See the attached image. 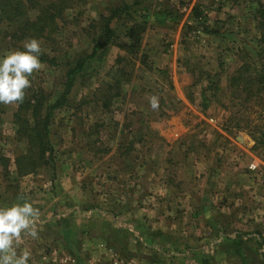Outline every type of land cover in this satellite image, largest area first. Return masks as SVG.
<instances>
[{
	"label": "rangeland",
	"instance_id": "rangeland-1",
	"mask_svg": "<svg viewBox=\"0 0 264 264\" xmlns=\"http://www.w3.org/2000/svg\"><path fill=\"white\" fill-rule=\"evenodd\" d=\"M136 1H140L139 6L134 5ZM261 5L264 7V0H91L78 9L81 11H74L58 35L59 66L42 64L28 77L34 87L44 89L50 100L62 96L66 72L74 60L91 54L100 17L109 16L115 9H128L113 22L116 43L87 65L67 98L69 106L54 115L55 167L21 180L6 179L0 169V208L32 204L39 212L34 225L37 233L64 219L74 224L85 216L89 220L102 219L115 228L118 237H124L115 244L121 251L118 256L139 264H204L207 260L209 264H237V247L251 249L253 245L252 239L244 235L264 232V213L259 215L255 207L233 210L235 206L231 205L230 218L240 211L248 218L241 223L218 222L212 237L225 235L230 241V236L240 235L241 241L220 242L217 248L213 242L199 239L209 233L204 225L205 194L198 200L191 196L193 189L207 191L214 183L207 178L199 187L194 186L195 180L202 181L195 179L196 172L222 168L244 171L241 183L251 191L260 193L264 189V151L255 149L248 133L235 127L238 123L245 126L246 121L237 114L246 113L231 101L227 89L228 78L255 52L260 38L257 11ZM134 21L146 22V31L139 53L122 63L124 69L117 60L125 54L117 44L129 41L127 30ZM12 52L0 45V57ZM126 79L130 81L124 82ZM107 84L114 97L105 109L103 98L108 91L100 94L98 89ZM116 85L122 94L117 95ZM152 97L158 99L157 109L150 106ZM1 108L0 152L11 160L9 169L14 173L16 154L25 150V144L15 141V105L1 104ZM248 113L252 119L257 117L253 110ZM116 124L119 126L115 128ZM93 125L99 126V136L93 137L99 138L98 149L93 146L82 150L88 141L85 134ZM125 126L129 127L124 133ZM120 146H128L130 151ZM68 166L74 173L83 170L89 179L87 185L94 180L100 210L67 213L68 200L61 194L60 179ZM143 167L145 175L139 174ZM126 177L131 179L125 181ZM130 180V189L124 190L123 185L124 189L118 187L121 193H112L113 183L122 185ZM180 180L187 181L185 186L179 184ZM141 185L142 190H138ZM113 202L119 207H113ZM255 216L258 224L253 220ZM215 217L219 221L223 218L219 211ZM120 231L132 233L135 240ZM26 236L31 235L21 233L22 240ZM205 244L209 245L208 251ZM48 245L44 248L51 250L52 262L57 251ZM206 254L208 258L212 254L213 259L206 258ZM252 260L246 258L245 262Z\"/></svg>",
	"mask_w": 264,
	"mask_h": 264
},
{
	"label": "trees",
	"instance_id": "trees-1",
	"mask_svg": "<svg viewBox=\"0 0 264 264\" xmlns=\"http://www.w3.org/2000/svg\"><path fill=\"white\" fill-rule=\"evenodd\" d=\"M90 2L91 0H0V45L2 47L4 44L5 49H11L14 52L24 51L23 42L30 38H36L40 41L41 46L39 57L41 64L59 66L60 62L56 55L61 52V41L58 35L62 32V28L71 21V14L87 6ZM134 5L139 6L140 1L134 2ZM124 8L113 10L109 16L100 17L98 25L100 27L96 32L97 38L93 40L92 52L74 60L72 66L69 67L62 85L63 94L61 97L50 100L44 89L34 87V82L31 77L29 78L31 86L24 90L23 102L13 103L16 107L13 114L15 141L24 143L25 150L16 154L14 173H11L9 169L11 160L0 152V169L5 172L6 179L21 180L30 175H36L44 168L55 167V146L52 139L54 115L58 110L69 106L67 98L74 88L77 77L87 68V65L103 50L116 43V32L112 25L115 20H119L120 16L128 11ZM257 13L259 14L257 28L260 31V38L255 46V52L251 59L244 61L228 78L227 89L231 101L240 107V111L246 113L240 115L238 112L237 114L241 120L246 121L245 126L238 123L235 127L248 133L255 142V149L264 151V7L262 5ZM81 15L82 13L78 12L77 16L81 17ZM145 24L146 22L137 23L134 21L127 30L126 37L129 41L117 44L125 54L117 60L124 69L126 67L122 63L129 56L139 53L146 31ZM249 53L246 51L245 54L249 55ZM129 81V79L124 80V82ZM116 89L117 95L122 94L118 85H116ZM104 90H107L108 93L103 98V107L108 109L114 96L110 92L112 90L110 85L107 84L106 88H99L98 92L103 94ZM1 109L0 104V115L3 113ZM248 110H253L257 117L252 119L253 116L247 114ZM117 126L119 125L116 124L115 128ZM98 127L93 125L91 130L87 131L85 136L88 141L82 150L85 148V151H88L93 146L98 149L99 138H93L100 134ZM126 127L129 126H125L123 132ZM227 129L229 130V127ZM90 139L92 141H89ZM127 147L120 146L125 151ZM93 154L95 155V152Z\"/></svg>",
	"mask_w": 264,
	"mask_h": 264
},
{
	"label": "crops",
	"instance_id": "crops-1",
	"mask_svg": "<svg viewBox=\"0 0 264 264\" xmlns=\"http://www.w3.org/2000/svg\"><path fill=\"white\" fill-rule=\"evenodd\" d=\"M143 173H146L144 167L141 168L139 174L142 175ZM243 173L245 174V172L242 170L238 172H231L228 170L223 171L222 168L216 172L202 174H198V172H196L194 174L195 179H197L198 177V179L202 180L200 182L198 181V183H196V180L194 181V186L196 187H199L200 184L202 185L203 180H207V178H211V180L215 183L214 184L212 182L211 187L207 191H202L199 188L193 189V191L195 192L192 193L191 196L195 197V199L198 200L200 199L199 197H202L203 194H205L203 198V201H205L204 209L206 210V219L204 225L208 227L209 233L208 235L199 238L203 239L205 243L213 242V244H216L215 247L217 248L219 247L220 242H233L236 244L240 243V235L238 237L230 236V241L226 239L225 235H221L217 238L212 237V233L214 232L213 228L218 224V222H220L221 225L229 223L230 221L234 223L235 221L236 223H241V221H244L248 218H246L245 214H239L241 211L236 214V217L230 218V213L233 210H244L245 207H255L259 215L264 213V189L260 193H257L255 189H252L251 191V189L246 187L245 184L241 183L242 179L244 178ZM61 176V194L63 196L65 195L68 200L66 204L68 206L66 208L67 213L71 211V213L79 214L80 209H85L84 212L101 209L97 207L101 205L99 202L100 199L96 195L97 191L95 190L94 180H92V182L90 181L91 186L87 185L85 182L89 179L88 177L86 178L87 175L83 170L80 172L76 171L74 173V171H72V169L68 166L67 170ZM127 179L131 178L126 177L125 181H127ZM232 179H239V182L232 181ZM140 180L142 184L143 176ZM186 182L187 181L180 180V183H178L181 185L184 184L183 186H185ZM112 185L114 186V188L111 189L112 193H121L118 187L121 188L124 185L125 189H121H130L131 180L130 182L122 185L121 182L113 183ZM232 185L236 187H232ZM142 188L143 187L141 185L138 190H142ZM242 188L247 189V192L246 190H243L244 192L241 191ZM165 189L166 188H164L163 190ZM188 199L190 198L188 197ZM230 200H232V202L227 204V202ZM253 201H255V203H253ZM188 202H190V200H188ZM112 205L116 208L119 207V203L116 204L113 202ZM231 205L235 206L233 210ZM189 206L191 205L189 204ZM218 211L221 213V216H223V218H221V221L216 220L215 217V214H217ZM234 214L235 213H233L232 215ZM66 216L68 217L70 216V214ZM79 216L82 217L81 215ZM254 218L253 220H255V224H258L259 222H257L256 216ZM89 219L86 216L82 217V222H76L75 224L70 222V219H64L61 222L59 221V223L52 222L39 233H37L38 231H36L37 235L35 237L26 236L25 238H23L24 240H14L12 245L13 250L15 251L17 257L21 256L25 252L29 253L28 260L31 259V264H50L49 262H51V250H49V248L45 250L44 248V246L48 244L52 246L53 250L57 251V254L62 253L60 257H71L84 263H87L88 260L95 259L109 260L110 258L117 256V253H119L120 250L117 249L115 244L116 242L123 241L124 237H118L114 231L115 228H113L110 223L106 224V222H103L102 219ZM35 227L36 226H34V228ZM120 232L123 233V236L126 235V237L135 240L132 233H129L128 231L127 233H124L122 231ZM244 236H247L248 239H252L253 245H251V249L240 248L239 250V248L237 247L234 252L236 254L234 257H236L238 261L237 264H264V232H261L259 235L246 234ZM206 245L207 244H205V246ZM207 246L204 247L206 251H208L207 249L209 248V245ZM218 255L219 252L216 251L215 256L217 257ZM209 256H211V258H208L206 254V258L208 259H213L214 257L212 256V254ZM246 258H253V260L245 262ZM208 261L209 260L204 261V264H209L211 262ZM186 264H192V262H186ZM216 264L227 263L217 262Z\"/></svg>",
	"mask_w": 264,
	"mask_h": 264
},
{
	"label": "clouds",
	"instance_id": "clouds-1",
	"mask_svg": "<svg viewBox=\"0 0 264 264\" xmlns=\"http://www.w3.org/2000/svg\"><path fill=\"white\" fill-rule=\"evenodd\" d=\"M24 51L12 52L0 57V104L22 103L24 90L31 86L29 76L41 69L40 41L30 38L23 42ZM152 109L159 106L158 99L150 100ZM39 212L32 204L24 202L8 208H0V264H27L29 253L17 257L13 241L21 239L25 232L32 237L37 235L34 225Z\"/></svg>",
	"mask_w": 264,
	"mask_h": 264
},
{
	"label": "built area",
	"instance_id": "built-area-1",
	"mask_svg": "<svg viewBox=\"0 0 264 264\" xmlns=\"http://www.w3.org/2000/svg\"><path fill=\"white\" fill-rule=\"evenodd\" d=\"M117 256L110 258V260H108V261L95 259V260H90L87 263H84V262H81V261L74 259V258H71V257H68V258L59 257L56 254L54 256L52 262H50V264H139L135 260L125 258L122 256H120V257L119 256L117 257ZM155 264H158V263H155Z\"/></svg>",
	"mask_w": 264,
	"mask_h": 264
}]
</instances>
